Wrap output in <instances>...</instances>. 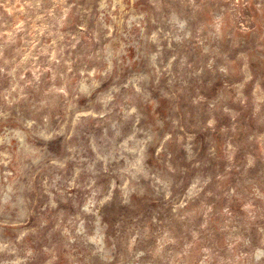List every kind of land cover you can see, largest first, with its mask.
<instances>
[{
	"label": "rangeland",
	"instance_id": "374dc122",
	"mask_svg": "<svg viewBox=\"0 0 264 264\" xmlns=\"http://www.w3.org/2000/svg\"><path fill=\"white\" fill-rule=\"evenodd\" d=\"M0 264H264V0H0Z\"/></svg>",
	"mask_w": 264,
	"mask_h": 264
}]
</instances>
